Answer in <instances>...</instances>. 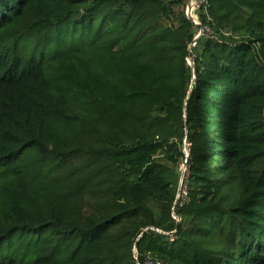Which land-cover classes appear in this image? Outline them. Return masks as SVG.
Masks as SVG:
<instances>
[{
	"label": "trees",
	"instance_id": "trees-1",
	"mask_svg": "<svg viewBox=\"0 0 264 264\" xmlns=\"http://www.w3.org/2000/svg\"><path fill=\"white\" fill-rule=\"evenodd\" d=\"M186 2L0 0V264H264V0L209 1L195 77Z\"/></svg>",
	"mask_w": 264,
	"mask_h": 264
},
{
	"label": "built area",
	"instance_id": "built-area-1",
	"mask_svg": "<svg viewBox=\"0 0 264 264\" xmlns=\"http://www.w3.org/2000/svg\"><path fill=\"white\" fill-rule=\"evenodd\" d=\"M209 1L210 0H187L185 8H184L186 17L192 22L195 28L196 34H195L194 39H198V41L200 39H207L212 33L209 25L206 24L203 18V15H205L206 18L209 19V15L207 13ZM197 43L194 42L192 47H194ZM188 145L189 144L185 139L184 141L185 158L179 167L180 182H179L177 196L175 200V206L172 212V216L177 222L180 221V218L178 214L176 213L175 208L177 205H182L187 197V186H186L185 180L189 172L188 159L190 156V151H188V149L190 147L188 148Z\"/></svg>",
	"mask_w": 264,
	"mask_h": 264
},
{
	"label": "rangeland",
	"instance_id": "rangeland-1",
	"mask_svg": "<svg viewBox=\"0 0 264 264\" xmlns=\"http://www.w3.org/2000/svg\"><path fill=\"white\" fill-rule=\"evenodd\" d=\"M179 9L182 10V7ZM196 48H197V44L191 48V53L188 56V64L191 66L192 70L194 69V57H195ZM189 147L190 146L188 145V148ZM188 151H190V149H188ZM24 234L31 235L29 233H24ZM20 238H21L20 235H16L13 238V242L11 244L6 245L5 250L2 252L1 256L16 254L19 255V257L23 260H28L29 258H31L33 253L35 252L34 250L35 245L33 244L32 241H26L18 245Z\"/></svg>",
	"mask_w": 264,
	"mask_h": 264
},
{
	"label": "water",
	"instance_id": "water-1",
	"mask_svg": "<svg viewBox=\"0 0 264 264\" xmlns=\"http://www.w3.org/2000/svg\"><path fill=\"white\" fill-rule=\"evenodd\" d=\"M194 42H198V39H194L193 40V42H192V44H191V46H190V48L188 49V53H187V55L189 56L190 55V53H191V48H192V46H193V44H194ZM188 59V58H187ZM193 71V74H194V77H195V69H193L192 70Z\"/></svg>",
	"mask_w": 264,
	"mask_h": 264
}]
</instances>
